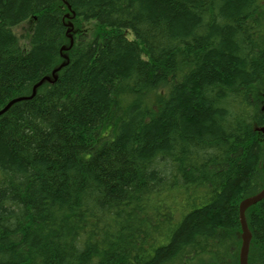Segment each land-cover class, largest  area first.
I'll use <instances>...</instances> for the list:
<instances>
[{
  "label": "trees",
  "instance_id": "trees-1",
  "mask_svg": "<svg viewBox=\"0 0 264 264\" xmlns=\"http://www.w3.org/2000/svg\"><path fill=\"white\" fill-rule=\"evenodd\" d=\"M22 97L0 115V264H240L264 0H0V112ZM246 219L264 264V200Z\"/></svg>",
  "mask_w": 264,
  "mask_h": 264
},
{
  "label": "water",
  "instance_id": "water-1",
  "mask_svg": "<svg viewBox=\"0 0 264 264\" xmlns=\"http://www.w3.org/2000/svg\"><path fill=\"white\" fill-rule=\"evenodd\" d=\"M47 81H52L49 78H46ZM43 83L40 82L37 86L39 87ZM36 88L33 91L32 97L36 93ZM26 97L18 98L13 101H11L1 112L0 115L6 112L14 103L19 102L21 100H26ZM256 131L264 134V127L256 128ZM263 170H264V160H263ZM264 200V188L256 195L248 197L244 199L239 206V217H240V224H241V230H242V245L240 248V254H239V262L240 264H249V253H250V247L252 242V234L249 230V226L246 219V211L251 208L252 206H255L259 202Z\"/></svg>",
  "mask_w": 264,
  "mask_h": 264
},
{
  "label": "rangeland",
  "instance_id": "rangeland-1",
  "mask_svg": "<svg viewBox=\"0 0 264 264\" xmlns=\"http://www.w3.org/2000/svg\"><path fill=\"white\" fill-rule=\"evenodd\" d=\"M29 30H30V26L26 23L25 25H22L21 27L17 28L16 29V32L19 34V35H22L25 36L29 33ZM133 36L130 35V38H132Z\"/></svg>",
  "mask_w": 264,
  "mask_h": 264
}]
</instances>
